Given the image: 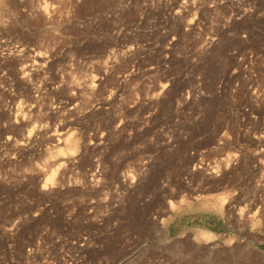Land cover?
<instances>
[{
	"label": "rangeland",
	"instance_id": "374dc122",
	"mask_svg": "<svg viewBox=\"0 0 264 264\" xmlns=\"http://www.w3.org/2000/svg\"><path fill=\"white\" fill-rule=\"evenodd\" d=\"M0 264H264V0H0Z\"/></svg>",
	"mask_w": 264,
	"mask_h": 264
},
{
	"label": "bare ground",
	"instance_id": "6f19581e",
	"mask_svg": "<svg viewBox=\"0 0 264 264\" xmlns=\"http://www.w3.org/2000/svg\"><path fill=\"white\" fill-rule=\"evenodd\" d=\"M205 240V239H204Z\"/></svg>",
	"mask_w": 264,
	"mask_h": 264
}]
</instances>
